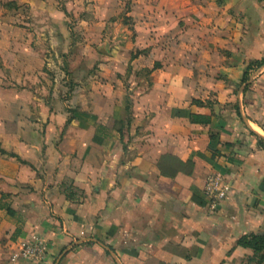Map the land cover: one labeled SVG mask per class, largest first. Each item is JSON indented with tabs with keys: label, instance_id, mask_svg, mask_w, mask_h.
Returning <instances> with one entry per match:
<instances>
[{
	"label": "crops",
	"instance_id": "obj_1",
	"mask_svg": "<svg viewBox=\"0 0 264 264\" xmlns=\"http://www.w3.org/2000/svg\"><path fill=\"white\" fill-rule=\"evenodd\" d=\"M129 1L94 88L0 89V264H264V0Z\"/></svg>",
	"mask_w": 264,
	"mask_h": 264
},
{
	"label": "rangeland",
	"instance_id": "obj_2",
	"mask_svg": "<svg viewBox=\"0 0 264 264\" xmlns=\"http://www.w3.org/2000/svg\"><path fill=\"white\" fill-rule=\"evenodd\" d=\"M129 2L0 0V89L22 85L16 77L30 69L45 77L36 76L33 88L44 85L45 97L51 99L55 90L58 98L68 100L78 85L94 88L102 63L110 56L127 57L128 44L135 40ZM224 2L215 0L217 6ZM136 49L133 55L142 52ZM107 66L103 71L109 73L112 67ZM248 69L258 68L252 64ZM127 70L124 66L123 75Z\"/></svg>",
	"mask_w": 264,
	"mask_h": 264
},
{
	"label": "built area",
	"instance_id": "obj_3",
	"mask_svg": "<svg viewBox=\"0 0 264 264\" xmlns=\"http://www.w3.org/2000/svg\"><path fill=\"white\" fill-rule=\"evenodd\" d=\"M205 195L210 199L212 205H216V201L224 197V191L219 188L216 179L207 182L204 188ZM48 252L47 244L44 241L36 240L27 244L22 249L23 257L31 260H38Z\"/></svg>",
	"mask_w": 264,
	"mask_h": 264
},
{
	"label": "trees",
	"instance_id": "obj_4",
	"mask_svg": "<svg viewBox=\"0 0 264 264\" xmlns=\"http://www.w3.org/2000/svg\"><path fill=\"white\" fill-rule=\"evenodd\" d=\"M254 64L257 68L264 65V58L257 59L252 61L249 65L250 66ZM247 72H245L244 78L246 77ZM205 117L201 116L200 114H194L192 115V120L195 122H209V120H205ZM0 152L5 153V150L0 149ZM13 156H16L15 154H12ZM239 244L249 247L254 250L255 254H258V262L262 263L264 261V233L261 234H252L243 236L239 240Z\"/></svg>",
	"mask_w": 264,
	"mask_h": 264
}]
</instances>
